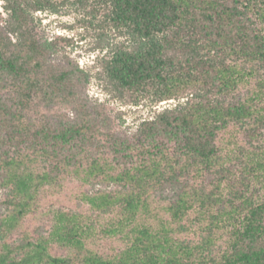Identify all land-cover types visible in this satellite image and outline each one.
<instances>
[{
  "label": "trees",
  "instance_id": "16d2710c",
  "mask_svg": "<svg viewBox=\"0 0 264 264\" xmlns=\"http://www.w3.org/2000/svg\"><path fill=\"white\" fill-rule=\"evenodd\" d=\"M3 2L0 264H264V0ZM65 7L125 37L97 44L107 92L177 104L118 131L72 41L36 33ZM77 178L84 206L23 228Z\"/></svg>",
  "mask_w": 264,
  "mask_h": 264
},
{
  "label": "rangeland",
  "instance_id": "374dc122",
  "mask_svg": "<svg viewBox=\"0 0 264 264\" xmlns=\"http://www.w3.org/2000/svg\"><path fill=\"white\" fill-rule=\"evenodd\" d=\"M34 18L35 30L39 36L47 40L62 37L72 41L69 46L65 47V55L69 56L81 69L90 74V80L86 88L88 98L93 103L104 107L107 114L114 120L117 130L121 133L132 136L142 120L151 118L163 108L177 103V101L151 103L143 100L135 104L126 101V99L113 97L111 93L104 89V83L96 78V73L100 70L98 63L105 53V49H98L97 44L106 41L110 44L109 47H113L119 42H123L125 37L113 28L100 29L98 25L102 19L101 16L93 21V26L90 24L81 26L78 25V21H92V19L76 7H65L58 14L38 12ZM6 19L7 12L4 9V2L0 0V26H4ZM68 26H72L73 29H69ZM101 34L102 38L100 37ZM225 138H228V136ZM84 192L91 194L92 189L90 186L81 183V180L77 178L68 183L59 194L43 195L45 197H43L40 207L37 208V212L27 218L23 228L31 231L34 224H37L40 220H45L46 217L42 215L43 212H47L46 208L49 204L54 203L59 206L82 204L84 206L80 201ZM3 194L4 191L0 189V197Z\"/></svg>",
  "mask_w": 264,
  "mask_h": 264
},
{
  "label": "built area",
  "instance_id": "2783aa9c",
  "mask_svg": "<svg viewBox=\"0 0 264 264\" xmlns=\"http://www.w3.org/2000/svg\"><path fill=\"white\" fill-rule=\"evenodd\" d=\"M171 101H173L174 102V100H170V101H168V102H171ZM182 101V100H181ZM166 102V101H165ZM165 102H161V103H165ZM175 104H177V103H174L172 106H174ZM168 107H170V106H168ZM167 108V107H166ZM164 109V108H163Z\"/></svg>",
  "mask_w": 264,
  "mask_h": 264
}]
</instances>
